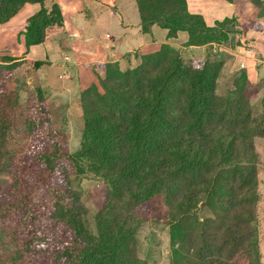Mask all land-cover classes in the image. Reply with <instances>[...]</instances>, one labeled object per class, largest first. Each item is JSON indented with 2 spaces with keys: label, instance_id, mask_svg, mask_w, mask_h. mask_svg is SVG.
<instances>
[{
  "label": "trees",
  "instance_id": "trees-1",
  "mask_svg": "<svg viewBox=\"0 0 264 264\" xmlns=\"http://www.w3.org/2000/svg\"><path fill=\"white\" fill-rule=\"evenodd\" d=\"M224 1L235 15L208 26L188 0H135L143 33L155 25L170 38L186 32V47L231 34L244 45L264 29V0ZM34 5L40 10L28 20L27 48L65 30L58 0H0V26ZM130 58L135 66L92 65L98 82L80 95L84 131L72 154L36 75L46 63L25 72L24 62L0 56V174L12 176L0 184V264H148L138 234L158 197L171 217L170 264H264L256 146L264 143V113L254 112L248 73L219 95L223 65L208 57L187 64L182 49L166 44ZM89 175L105 184L96 234L72 185ZM202 207L211 216L202 217Z\"/></svg>",
  "mask_w": 264,
  "mask_h": 264
},
{
  "label": "crops",
  "instance_id": "crops-1",
  "mask_svg": "<svg viewBox=\"0 0 264 264\" xmlns=\"http://www.w3.org/2000/svg\"><path fill=\"white\" fill-rule=\"evenodd\" d=\"M58 2L64 16L65 30L43 44L26 47L28 20L40 10L39 5L25 8L0 26V54L16 58L28 66H33L35 62L46 63L36 75L53 107V121L55 109L60 108L69 109L68 113L70 108L76 109L83 117L80 95L98 82L91 68L94 64L133 66L137 62L131 56L136 53H157L166 44L189 54L194 52L204 59L218 46L186 47L188 33L179 32L176 38H170L169 31L158 25L153 26L149 33H143L135 0ZM188 7L191 13L202 15L208 26L235 15L234 6L224 0H188ZM248 38H251L250 34ZM254 65L250 62L248 67L252 83L257 81V75L251 73Z\"/></svg>",
  "mask_w": 264,
  "mask_h": 264
},
{
  "label": "rangeland",
  "instance_id": "rangeland-1",
  "mask_svg": "<svg viewBox=\"0 0 264 264\" xmlns=\"http://www.w3.org/2000/svg\"><path fill=\"white\" fill-rule=\"evenodd\" d=\"M222 17V15H218ZM241 23H245L244 20ZM264 23V22H263ZM264 27V24H263ZM251 38L247 36L246 45H242V39L238 35H229L224 41L218 44L215 52L206 55L211 61L221 63L223 72H221L217 93L227 95L238 81L243 79V74L248 73L251 62L255 63V69L251 73L257 75V81L253 82L254 87L248 90V95L252 100L254 112L256 114L264 113V29L250 33ZM253 50L249 54L246 50ZM182 55L187 64H192L198 60H203L194 52L189 54L183 52ZM3 57H9L6 54H0ZM204 58V59H205ZM136 63L134 62L133 66ZM245 65V67H243ZM24 71H31L32 66H25ZM27 69V70H26ZM24 71H22L24 73ZM232 71V72H231ZM23 74L18 75L13 88L18 90L22 88L20 79ZM32 79H30V82ZM22 101L26 94H21ZM59 110V111H58ZM55 109L54 124L62 129L68 136L69 149L72 154L77 153L81 148L82 134L84 131L83 117L73 108ZM68 110V111H67ZM260 154V164L258 165L259 179V202L257 206V227L259 239V251L262 262H264V143L256 144ZM12 181L10 174H0V184L9 185ZM73 188L80 192L82 204L88 211L86 217L87 226L93 234L97 233L96 215L99 210L98 195L105 189V184L89 176L76 177L72 180ZM199 214L203 217L211 216V212L206 207L200 209ZM146 223L138 234V253L139 256L148 264H170L172 258L171 243V217L168 212L165 201L162 198H156L151 204L149 210L144 214ZM9 248V247H8ZM11 251L9 248L8 252Z\"/></svg>",
  "mask_w": 264,
  "mask_h": 264
},
{
  "label": "built area",
  "instance_id": "built-area-1",
  "mask_svg": "<svg viewBox=\"0 0 264 264\" xmlns=\"http://www.w3.org/2000/svg\"><path fill=\"white\" fill-rule=\"evenodd\" d=\"M244 45H246V44L244 43ZM246 51H247L249 54H253V53H254L253 50H251V49H250V50L248 49V50H246ZM243 67H245V65H243Z\"/></svg>",
  "mask_w": 264,
  "mask_h": 264
}]
</instances>
